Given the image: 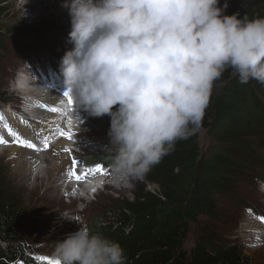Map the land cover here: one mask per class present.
<instances>
[{
  "label": "clouds",
  "instance_id": "obj_1",
  "mask_svg": "<svg viewBox=\"0 0 264 264\" xmlns=\"http://www.w3.org/2000/svg\"><path fill=\"white\" fill-rule=\"evenodd\" d=\"M73 45L61 71L74 105L110 117L112 182L142 178L201 125L215 81L264 83V17L220 0H64ZM71 117H80L72 109ZM264 188V182H259ZM61 264H127L118 241L86 227L56 243Z\"/></svg>",
  "mask_w": 264,
  "mask_h": 264
},
{
  "label": "trees",
  "instance_id": "obj_2",
  "mask_svg": "<svg viewBox=\"0 0 264 264\" xmlns=\"http://www.w3.org/2000/svg\"><path fill=\"white\" fill-rule=\"evenodd\" d=\"M225 2V14L264 17V0H220V6ZM9 12L6 1H0V20ZM9 22L4 25L9 26L8 32L21 36L37 38L51 30L46 22ZM254 111L261 112L264 120V83L250 80L242 84L231 69L226 70L213 85L200 127L187 139L178 140L174 151L135 183L132 200L124 198L106 211L107 224L96 222L90 230L118 241L127 264H252L240 244L216 236L205 223L200 227L204 217L217 219V196L230 193L231 178L248 176L236 161L246 157L244 153L253 154L254 147L264 146H256V138L264 134V122H254ZM202 130L212 137L206 148L200 145ZM113 154H91L82 163L109 167ZM146 182L158 184V190H149ZM5 185L0 172V264H39L27 257L30 249L24 237L40 235L42 230ZM192 225L198 231L187 248Z\"/></svg>",
  "mask_w": 264,
  "mask_h": 264
},
{
  "label": "rangeland",
  "instance_id": "obj_3",
  "mask_svg": "<svg viewBox=\"0 0 264 264\" xmlns=\"http://www.w3.org/2000/svg\"><path fill=\"white\" fill-rule=\"evenodd\" d=\"M0 1H6L10 8V12L5 16L7 23L5 20H0V114H4L2 109L10 107L17 101L16 98H9L10 95L14 94V97H17V94L23 92L15 91V82L20 74L25 71L35 75L43 64L45 65V58H50L46 55L47 52H51L54 57L53 61L60 67L61 58L73 45L68 40L70 29L67 27V18L57 17L51 11L54 0L45 2L28 0L30 5H26V1L23 0ZM20 20H23L27 25L46 22L51 30L36 38L11 34L8 32L9 26L4 27L5 24L8 25L9 21L19 22ZM58 70L55 68L54 72L57 73ZM72 107L75 108V105ZM74 108H68L70 113ZM76 111H78L81 121H76V125L83 131L84 148L77 153L72 152L71 155L65 152L67 157L63 161L65 166L63 173L68 172L72 155L80 159V167L83 168L82 159L85 157L91 154L114 151L113 146L108 144L110 117L105 115L90 120L89 114L82 108H77ZM260 113H255L257 120L254 121L259 125L264 122L261 118L263 115ZM64 117L67 118V114L64 113ZM0 123L6 124V120L5 122L0 121ZM261 134L256 138V146L258 143L264 145V134L263 132ZM211 142L212 137L206 130H202L200 133L201 147L206 148ZM254 148L253 154L244 153L246 157L236 161L246 168L248 176L231 178L233 189L230 190V193L217 196L219 206L217 219L202 218L200 228L205 223V227L216 233V236L227 242L240 244L244 253L251 258L252 264H264V242L253 245L244 236L249 226L261 228L264 224L259 219V217H264V188H261L259 183L264 182V146L258 145ZM59 155L62 157L63 152H60ZM46 165H43V169L41 167L38 169L41 170V176L46 175ZM0 172L4 175L8 192L16 199L23 212L30 215L42 230L40 235H26L24 237L25 244L30 249L27 257L34 261H36V256L41 255L56 258L54 254L56 243L63 240L68 234L78 231L80 227H86L90 230L94 228L96 222L98 225L107 224L109 215L106 213L111 210L114 204L124 198L132 200L135 183L140 179L129 178L123 183L124 187H114L112 186L111 174L106 178L107 180L100 189V194L78 199L77 197L80 195L77 192H67V189L63 187H55L46 192V185H42L41 179L37 181L33 179V185L35 184L33 187L29 184V179L14 171L4 154L0 155ZM46 177L45 184L48 182L49 176ZM143 180L145 179L143 178ZM146 183L149 190H158V184ZM52 185H55V182H52ZM77 217L79 218L78 221ZM196 224L199 225V223ZM197 225L191 227V233L185 242L187 248H190L194 243L195 232L198 231ZM36 262L41 264L39 261Z\"/></svg>",
  "mask_w": 264,
  "mask_h": 264
},
{
  "label": "bare ground",
  "instance_id": "obj_4",
  "mask_svg": "<svg viewBox=\"0 0 264 264\" xmlns=\"http://www.w3.org/2000/svg\"><path fill=\"white\" fill-rule=\"evenodd\" d=\"M26 5H30L28 0ZM35 2H45L47 0H33ZM64 0H54L51 6V11L57 17H66L67 27L71 30L70 16L68 10L62 7ZM25 5V6H26ZM45 58V65L37 71V73L29 74L32 79L19 76L15 82V91H23L22 94L10 95L9 98L17 99V101L10 107L4 110V120L13 130H15L23 139H29L33 143H36L39 147H42L43 138L45 136L49 139L50 147L47 150L35 151L15 144L13 137L8 132V129L0 123V136H3L9 141L8 144H0V155H6L8 162L12 165L15 172L24 175L30 180V185H33V179L36 181L41 179L42 185H46V192L51 191L55 187H63L67 189V192H77L80 196L78 199H84V196H96L100 194V189L103 187L104 182L107 180L103 176L89 175L86 179L81 181H71L68 172L63 173L65 166L63 165L67 157L65 148H71L72 152L77 153L84 148L82 137H84L83 131L76 125V121L72 119L70 109L66 111L67 118L61 112H51V107L64 108L66 104V97L64 93L68 91L64 76L61 71V66H57L53 61V55L47 52ZM49 65V66H48ZM58 68L57 73L54 69ZM37 85V86H36ZM27 93V94H26ZM31 99V100H30ZM23 101H31L28 106L31 108V115L26 112L16 113V110L21 107ZM41 105H47V107H41ZM74 108V107H71ZM77 108H74L76 114L79 115ZM80 117V116H79ZM71 119V128L74 131V141H69L62 138L57 133V127H63L67 129L69 127L68 120ZM90 120L94 119L89 115ZM3 120V121H4ZM26 122V123H25ZM60 152H63L61 157ZM46 165V175L41 176L40 171L43 169V165ZM36 170L38 172L36 173ZM63 173V174H61ZM61 174V175H60ZM48 182L45 184L44 180ZM24 178V179H26ZM26 179V180H27ZM53 179V180H52ZM28 181V180H27ZM40 182V181H39ZM55 182V185H52ZM112 183L114 187H124L123 183ZM106 185V184H105ZM104 185V186H105ZM111 185V184H110ZM96 189L93 191V189ZM250 244L256 245L264 242V224L261 228L249 226L244 234Z\"/></svg>",
  "mask_w": 264,
  "mask_h": 264
},
{
  "label": "snow or ice",
  "instance_id": "obj_5",
  "mask_svg": "<svg viewBox=\"0 0 264 264\" xmlns=\"http://www.w3.org/2000/svg\"><path fill=\"white\" fill-rule=\"evenodd\" d=\"M64 97H66V104L64 108L51 107L49 110L53 113L55 112H61L62 114L66 113V110L68 108H71L74 105V100L72 98L70 90L64 93ZM41 107H47V105H41ZM3 120H4V116L0 114V121H3ZM71 123L72 121L69 118L68 120L69 127L65 129L63 127L58 126L57 133L62 138H65L69 141H74V131L71 128ZM4 127L8 129V132L13 137V142L15 144L21 145L29 149H33L37 152L42 151V150H47L50 147L49 139L47 136L43 138L42 147H39L36 143H33L31 140L21 138V136L15 130H13L8 124H5ZM8 143H9L8 140H6L3 136H0V144H8ZM64 151L69 153L70 155L72 153L71 148H65ZM80 165H81L80 159L77 156L72 155L71 156V166L68 170L69 178L75 179L76 181H81V180L86 179L87 176L89 175H95V174L108 175L109 174L102 164H96L95 166H88L84 168H81ZM95 190L96 189L94 188L93 191ZM76 219L78 221L79 218L77 217ZM259 219L262 222H264V217H259ZM35 260L41 262V264H61L60 260L57 258H52V257L42 256V255L36 256Z\"/></svg>",
  "mask_w": 264,
  "mask_h": 264
},
{
  "label": "water",
  "instance_id": "obj_6",
  "mask_svg": "<svg viewBox=\"0 0 264 264\" xmlns=\"http://www.w3.org/2000/svg\"><path fill=\"white\" fill-rule=\"evenodd\" d=\"M19 260H21V258H17V262H18Z\"/></svg>",
  "mask_w": 264,
  "mask_h": 264
}]
</instances>
